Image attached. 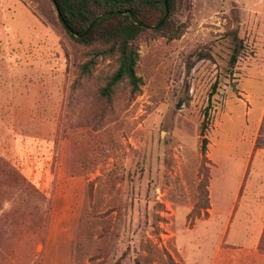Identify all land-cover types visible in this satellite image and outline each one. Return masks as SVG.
Wrapping results in <instances>:
<instances>
[{
	"label": "rangeland",
	"instance_id": "rangeland-1",
	"mask_svg": "<svg viewBox=\"0 0 264 264\" xmlns=\"http://www.w3.org/2000/svg\"><path fill=\"white\" fill-rule=\"evenodd\" d=\"M181 24L105 98L108 44L0 0V264H264V0H179Z\"/></svg>",
	"mask_w": 264,
	"mask_h": 264
},
{
	"label": "trees",
	"instance_id": "trees-1",
	"mask_svg": "<svg viewBox=\"0 0 264 264\" xmlns=\"http://www.w3.org/2000/svg\"><path fill=\"white\" fill-rule=\"evenodd\" d=\"M166 1L168 15L153 32L164 31V37L175 40L183 34L185 26L181 24L176 28L170 27V18L175 13L179 0ZM55 2L66 25L78 34L83 33L97 16L106 12H130L140 23L155 26L162 20L165 10L164 0H55ZM62 27L75 42L82 45L108 44V53L117 55V69L101 90L103 97L108 98L113 88L123 81L129 85L131 94L139 91L141 80L135 73L138 53L133 43L142 32L146 31V28L137 25L128 14L105 17L96 22L81 37L73 36L63 25ZM236 62L237 49H234L229 59L230 70L234 68ZM206 143L207 140L203 138L201 146L203 154H205ZM205 197L202 196L201 201L206 202Z\"/></svg>",
	"mask_w": 264,
	"mask_h": 264
},
{
	"label": "water",
	"instance_id": "water-1",
	"mask_svg": "<svg viewBox=\"0 0 264 264\" xmlns=\"http://www.w3.org/2000/svg\"><path fill=\"white\" fill-rule=\"evenodd\" d=\"M52 4H53V7H54V9H55L56 15H57L58 18L60 19L62 25L67 29V31H68L70 34H72V35L75 36V37H81V36L85 35V34H86V33H87V32L93 27V25H94L96 22H98L99 20H101V19H103V18H105V17L111 16V15H116V14H128V15H130V16L132 17V19L134 20V22H135L137 25H139V26H141V27H144V28H146V29H152V30L155 29V28H157V27H159V26L163 23V21L166 19L167 15H168L167 1H166V0H164V4H165L164 16H163L162 20L160 21V23L157 24V25H155V26H147V25H144V24L140 23L139 21H137V20H136L131 14H130V12H106V13H104V14H101V15L97 16V17H96V18H95V19H94V20L88 25V27L86 28V30H85L83 33L78 34V33L74 32V31H72V30L66 25L65 21L62 19V16H61V14H60V12H59V9H58V6H57L55 0H52Z\"/></svg>",
	"mask_w": 264,
	"mask_h": 264
},
{
	"label": "crops",
	"instance_id": "crops-1",
	"mask_svg": "<svg viewBox=\"0 0 264 264\" xmlns=\"http://www.w3.org/2000/svg\"><path fill=\"white\" fill-rule=\"evenodd\" d=\"M5 241L4 240H1L0 241V247H7V246H9L8 244L9 243H4ZM4 243V244H3Z\"/></svg>",
	"mask_w": 264,
	"mask_h": 264
}]
</instances>
